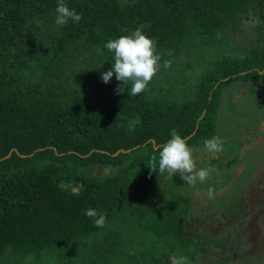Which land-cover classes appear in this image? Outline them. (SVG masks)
Wrapping results in <instances>:
<instances>
[{"label": "trees", "instance_id": "obj_1", "mask_svg": "<svg viewBox=\"0 0 264 264\" xmlns=\"http://www.w3.org/2000/svg\"><path fill=\"white\" fill-rule=\"evenodd\" d=\"M58 3L0 0V264H204L223 256L225 246L187 226L191 192L238 166L232 148L212 154L204 141L218 137L227 87L264 86V0H64L82 19L63 27ZM250 12L262 30L237 46L229 31ZM136 29L156 42L161 67L198 45L211 58L166 80L159 70L130 96L131 82L113 76L105 84L101 73L114 63L105 45ZM82 48L106 68L79 82L70 60ZM173 129L197 169H210L204 182L159 172ZM88 208L106 216L105 226Z\"/></svg>", "mask_w": 264, "mask_h": 264}, {"label": "rangeland", "instance_id": "obj_2", "mask_svg": "<svg viewBox=\"0 0 264 264\" xmlns=\"http://www.w3.org/2000/svg\"><path fill=\"white\" fill-rule=\"evenodd\" d=\"M262 30V24L252 12L242 15L239 23L229 31L234 44L246 47L256 40ZM218 49L215 55L220 54ZM211 58L210 51L204 45H198L195 50L187 52L182 60L175 59L168 68L160 67L161 77L180 75L188 69L199 68ZM72 74L79 81L92 76L97 69L106 68L91 51L82 48L81 58L70 60ZM166 73V74H165ZM165 74V75H164ZM168 75V76H167ZM218 137L224 141L225 147L243 148L240 152L245 176L234 183L236 194L241 199L243 210L249 216L236 223L235 235L238 249L234 254L227 251V264H264V86L255 82H236L224 90L223 104L218 123ZM236 149V148H234ZM107 169L98 170L100 175ZM263 183V184H262ZM251 185H254L252 187ZM251 186V187H250ZM72 191L78 189L69 186ZM233 189V190H235ZM250 207V208H249ZM229 217V216H228ZM197 213L191 215L187 226L190 229L205 234L204 225ZM221 238V237H217ZM221 260L218 256L208 257L204 264Z\"/></svg>", "mask_w": 264, "mask_h": 264}, {"label": "clouds", "instance_id": "obj_3", "mask_svg": "<svg viewBox=\"0 0 264 264\" xmlns=\"http://www.w3.org/2000/svg\"><path fill=\"white\" fill-rule=\"evenodd\" d=\"M55 24L63 27L69 20L80 22L82 15L70 9L64 0H59L56 8ZM106 49L113 53L114 63L107 72L101 73L102 81L110 83L113 76L121 84L131 82L130 96H138L144 93L158 74L161 64V57L157 54L156 42L136 29L130 35L120 36L110 40ZM170 62L163 64L164 68L170 67ZM121 92V87L118 88ZM171 139L162 146L159 151L158 170L161 174L167 172L169 176L179 174L180 178L189 185H194L197 181L204 182L209 178L210 169H197L193 159L192 151L186 140L173 129L170 133ZM224 141L219 137H212L204 141L205 149L218 154L223 152ZM157 158H152V170L156 169ZM87 217L95 218V226L100 228L105 226L106 216L98 213L95 209L88 208L84 213ZM173 264H184L183 258L174 259Z\"/></svg>", "mask_w": 264, "mask_h": 264}, {"label": "flooded vegetation", "instance_id": "obj_4", "mask_svg": "<svg viewBox=\"0 0 264 264\" xmlns=\"http://www.w3.org/2000/svg\"><path fill=\"white\" fill-rule=\"evenodd\" d=\"M243 148L245 147H233L232 149V155L238 157L237 167L234 166L231 171L217 178L216 183H208L206 187L195 188L191 192L193 206L188 219L191 218V215L197 213L200 216L198 221L204 225L206 232L202 234L193 229L191 230L198 233L203 242H211L217 248L225 246L226 250L223 256L214 254V256L220 257L221 260H227V257L224 256L227 251L236 254L238 240L234 225L249 216V212L243 210L241 203V199L243 200L244 197L238 198L236 194L238 190L234 188V183L244 178L246 172L240 159V152ZM251 186L254 187V185Z\"/></svg>", "mask_w": 264, "mask_h": 264}, {"label": "water", "instance_id": "obj_5", "mask_svg": "<svg viewBox=\"0 0 264 264\" xmlns=\"http://www.w3.org/2000/svg\"><path fill=\"white\" fill-rule=\"evenodd\" d=\"M225 80H228V79H225ZM121 151H119L117 154H119ZM122 152H124V153H127V152H129V151H122ZM10 156V155H9ZM8 156V157H9ZM98 170H103L102 168H99ZM98 173V172H97ZM98 175H100L99 173H98Z\"/></svg>", "mask_w": 264, "mask_h": 264}]
</instances>
